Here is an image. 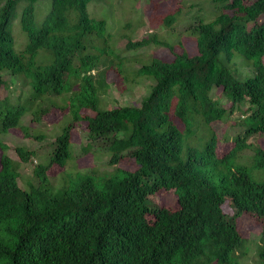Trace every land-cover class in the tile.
Wrapping results in <instances>:
<instances>
[{
  "label": "trees",
  "instance_id": "16d2710c",
  "mask_svg": "<svg viewBox=\"0 0 264 264\" xmlns=\"http://www.w3.org/2000/svg\"><path fill=\"white\" fill-rule=\"evenodd\" d=\"M90 1L0 0V130L22 126L28 113L42 122L59 97L73 114L48 142L28 186L19 181L20 161L29 162L36 151L17 145L16 160L0 140V264H241L247 253L238 228L242 214L263 223L264 243V180L235 161L250 147L253 167L264 168V147L250 142L264 135V0H174L178 7L163 16L165 37L147 34L125 43L127 51L163 46L172 57L134 58L117 44L100 45L109 35L107 20L90 15ZM194 10L198 15L191 18ZM125 23V29L132 25ZM170 32H179V40ZM185 40L195 49L184 47ZM179 44L183 49L176 51ZM237 54L251 62L243 79L234 71L241 63ZM127 62L141 64L126 68ZM114 65L115 80H151L138 104L101 107ZM3 70L27 80L32 105L1 96L8 86ZM242 103L236 122L244 129L223 155L217 134L201 146L190 141L195 123L230 118ZM77 119L87 130L83 152L101 150L108 159L100 166L107 167L66 172L55 188L48 171L73 158ZM125 157L132 169L119 165ZM160 189L175 191V207L153 201ZM226 203L232 214L224 211ZM260 256L264 261V251Z\"/></svg>",
  "mask_w": 264,
  "mask_h": 264
},
{
  "label": "rangeland",
  "instance_id": "374dc122",
  "mask_svg": "<svg viewBox=\"0 0 264 264\" xmlns=\"http://www.w3.org/2000/svg\"><path fill=\"white\" fill-rule=\"evenodd\" d=\"M50 2V0H48ZM91 0L88 4V10L91 16L96 18H104L107 20V29L109 35L105 38H100V45L115 46L119 50H122L126 57H137L140 54L151 55L156 53L163 57H172V53L169 49L163 46L154 47V45L147 49H139L137 51H127L125 50V43L127 37L133 38V40L141 39L147 34H159V37H165L166 27L163 25V16L169 12H172L178 7V4L174 0ZM185 2L186 5H190L193 1L197 0H180ZM207 1V0H206ZM168 2L169 5L165 4ZM163 4V5H162ZM220 5V4H219ZM195 6V5H194ZM98 10L97 14L94 10ZM142 15H141V10ZM193 8V7H192ZM156 14V15H155ZM141 22L137 25L138 21ZM198 14L196 10L192 12L191 18L196 17ZM193 16V17H192ZM126 21L131 22V26L127 29ZM126 30V31H123ZM122 33L125 35L122 36ZM179 32L169 33L174 39V42L178 41ZM15 36L17 39L16 47H23L24 39L18 29L15 30ZM193 40V39H192ZM192 40H185L184 47L194 50V43ZM183 48L179 44L175 46L176 51H181ZM42 51V50H41ZM240 58L241 63L235 66V72L237 76L241 79L248 77L251 74L247 65L250 64L248 60L244 57L236 55ZM140 62H127L126 68L133 65L138 67ZM233 64V63H232ZM231 64V65H232ZM116 65L108 69V82H112L111 89L107 93H102V97L105 103L101 107H112L114 105H125V104H138L142 97L146 94L151 80L138 78L137 82H131L123 78L120 75L117 80L116 73L113 71ZM5 75V79L8 83L7 87L1 89V96L12 97L13 104H22L25 106L32 105V91H30V85L27 83L24 77H15L11 74L6 73L5 70L2 71ZM6 73V74H5ZM128 74L127 72H125ZM124 74V73H123ZM130 76V74L128 75ZM126 88V89H125ZM56 105L43 115L42 122L36 121L32 117V113L26 114L22 119V126L17 128H10L8 131L0 130V140L8 145V154L16 160H20L18 152L16 151L17 145H24L30 149L36 151L35 156L29 162H22L20 166V184L22 186H28L30 182L34 181V167L37 163L45 161V155L48 148V142L54 138V134L59 132L61 128L69 122L72 118V113L68 114L66 109H62L63 97L55 99ZM37 105V104H36ZM36 106L34 105V108ZM244 107L246 104L242 103L238 111H235L232 117L228 118L226 116L220 121H215L211 123H200L194 124L195 132L190 139V141L196 145L201 146L203 142L211 136V134H217L218 137V154L223 155L232 146V137L236 135L239 131H243L244 125L239 122L240 112H244ZM1 117V114H0ZM1 119V118H0ZM81 119H77L74 123L72 129V154L73 158H70L65 167L59 165H53L48 174L50 176L53 187H59L63 184L64 178L68 174L66 172H73L85 169L106 168V165L100 166V162L108 159V156L104 154L101 150L84 153L82 147L88 142L87 130L85 123ZM238 125H235L234 123ZM25 129L30 132L29 136H26ZM42 134L43 138L39 139L35 135ZM250 142L259 143L264 147V135L256 134L250 138ZM252 149L250 147L242 148V150L236 153L235 161L236 163L245 164L252 170V175L256 180H264V168H254L253 160L251 156ZM0 149V157H1ZM103 157L101 158V156ZM99 157V158H98ZM120 166L124 168L132 169L134 167L133 160L129 157L122 158ZM64 174V175H63ZM154 202L160 205H165L169 207H175L176 205V195L175 191L172 189H160L155 194L151 195ZM223 209L228 214H232L233 209L226 203L223 205ZM263 223L257 219L255 215L250 213H244L238 218V228L241 234L244 236L243 249L247 252L241 258V264H264L260 256L261 252L264 251V243L260 242V237L262 235Z\"/></svg>",
  "mask_w": 264,
  "mask_h": 264
}]
</instances>
